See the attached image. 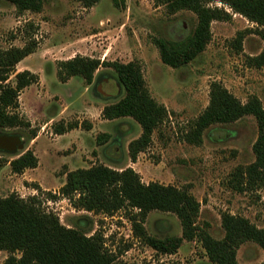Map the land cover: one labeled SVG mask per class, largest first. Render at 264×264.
Wrapping results in <instances>:
<instances>
[{
  "label": "rangeland",
  "instance_id": "obj_1",
  "mask_svg": "<svg viewBox=\"0 0 264 264\" xmlns=\"http://www.w3.org/2000/svg\"><path fill=\"white\" fill-rule=\"evenodd\" d=\"M211 6L224 8L231 20L212 22L206 49L191 63L173 69L161 62L155 40L190 34L196 17L188 11L169 15L157 0H124L119 7L111 0H100L90 8L77 0H43L40 12L19 13L13 5L0 1V53L23 47L28 36L33 35L36 49L16 65L15 71L28 70L38 76V83L23 89L18 98V113L29 127L0 129L2 134L18 136L24 145L21 151H0V197H35L40 207L56 215L62 225L79 228L87 235L101 233L106 249L115 257L112 264L212 263L197 240L183 241L174 254L156 252L134 237L125 211L109 216L74 209L59 195L69 169L94 165L114 170L130 167L144 184L185 188L200 203L197 226L216 239L224 236L223 213L264 227V188L236 192L230 183L236 168L254 161L255 120L247 116L232 124L212 126L198 146L183 140L189 125L208 105L212 82L220 83L243 103L255 96L264 108V67H250L247 62L248 57L258 55L264 48V40L254 32L262 28L221 3ZM239 35L242 38L238 48ZM76 56L101 62H136L150 96L167 109V120L154 131L150 145L134 163L128 145L140 136V126L131 118L101 123L98 109L85 107L95 100L110 105L124 96L114 71L107 67L95 71L88 92L80 77H73L67 84L58 80V64ZM13 81L14 75L10 74L9 82ZM91 120L95 130L83 137L74 134L61 138L53 130L61 124L77 125L87 132ZM32 131L36 133L34 141ZM101 132L109 133L110 139L98 146L95 138ZM27 150L38 159L36 168L12 173L10 161ZM144 227L156 238L181 236L179 220L169 213L150 212ZM7 257L1 251L0 264ZM236 260L239 264H260L264 252L246 242L237 250Z\"/></svg>",
  "mask_w": 264,
  "mask_h": 264
},
{
  "label": "trees",
  "instance_id": "obj_2",
  "mask_svg": "<svg viewBox=\"0 0 264 264\" xmlns=\"http://www.w3.org/2000/svg\"><path fill=\"white\" fill-rule=\"evenodd\" d=\"M13 5L17 12L38 13L42 10L43 0H0ZM83 7L90 8L100 0H77ZM119 7L124 0H111ZM221 3L255 24L254 32L264 40V0H157L169 15L188 11L195 15L196 24L190 34L183 38H158L155 44L161 62L173 69L183 67L194 61L211 40V24L214 21H229L231 14L224 8L211 6ZM242 36L236 41L240 47ZM36 41L33 35L23 47H11L0 53V129L28 128L18 113V98L21 91L38 83V76L28 70L17 72L15 67L34 53ZM248 65L264 67V48L254 57H248ZM100 67L114 71L124 96L117 102L106 105L101 112L103 120L131 118L141 128V134L128 145L131 162L151 143L152 134L158 129L169 113L149 94L142 71L136 62L119 63L100 61L76 56L58 64L57 77L61 83L70 78L80 77L87 86L91 85L93 75ZM14 75L13 83L9 82ZM208 105L189 125L183 140L192 145H200L204 132L212 126L228 125L251 116L257 126V137L252 145L253 163L238 167L231 174L230 183L236 192L247 188H264V108L261 101L253 96L241 102L218 82L209 86ZM77 128V125L58 124L53 130L63 135ZM87 125L86 130H90ZM36 133L32 131V139ZM110 135L99 134L96 144L102 146ZM14 174H22L26 169H34L37 157L27 150L10 161ZM59 195L68 200L78 210L94 214L112 216L117 211H125L131 224L134 237L160 254H174L183 241L197 240L212 264H239L236 252L246 243L256 244L264 252V227L258 228L248 219L223 213L221 227L224 236L212 237L200 229L197 218L200 203L187 189L165 186L156 182L144 184L139 175L130 167L114 170L104 165H94L87 169L66 172L65 182ZM152 211L173 214L181 225L180 237L156 238L150 236L145 227L147 215ZM8 257L4 264H112L115 257L104 244L101 233L87 235L79 228L62 225L59 218L45 212L35 197L27 200L15 194L0 197V252ZM18 254V255H16ZM260 264H264V261Z\"/></svg>",
  "mask_w": 264,
  "mask_h": 264
},
{
  "label": "crops",
  "instance_id": "obj_3",
  "mask_svg": "<svg viewBox=\"0 0 264 264\" xmlns=\"http://www.w3.org/2000/svg\"><path fill=\"white\" fill-rule=\"evenodd\" d=\"M71 79H72V78H70L67 82H65V83H63V84H67V83H69V82L71 81ZM89 87H90V86L84 87V91H85V92H88V88H89ZM78 100H79V99H78ZM87 103H88V102H87ZM89 105H92V107L98 109V115H99V117H100V122H101V123H108V122H110V121H107V120H103V119L101 118V112H102V109H103V107H104V104H101L99 101L95 100L92 104L89 103L88 105L85 106V107L87 108V110H89V108H91V106H89ZM90 122H91L92 125H91L90 130H88L87 132H85V131H81L80 128H76V129H73V130H71V131H69V132H66V133L63 134V135H58L57 137H61V138L65 137V136L70 137V136H72V135H74V134H77V136H79L78 134H81V136L83 137L84 134H92V133L94 132V130H95V123H94L93 120H91ZM101 133H107V132H101ZM99 134H100V133H99ZM107 134H109V133H107ZM95 139H96V138H95ZM34 140H35V139H33L32 141H34ZM80 169H83V168H80ZM73 170H76V168H74V169H69L67 172H69V171H73ZM65 176H66V173L64 174V177H63L64 182H65Z\"/></svg>",
  "mask_w": 264,
  "mask_h": 264
},
{
  "label": "water",
  "instance_id": "obj_4",
  "mask_svg": "<svg viewBox=\"0 0 264 264\" xmlns=\"http://www.w3.org/2000/svg\"><path fill=\"white\" fill-rule=\"evenodd\" d=\"M101 93L105 94L104 91H101ZM23 149L24 145L18 136L0 133V151L15 152Z\"/></svg>",
  "mask_w": 264,
  "mask_h": 264
}]
</instances>
